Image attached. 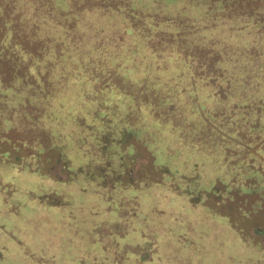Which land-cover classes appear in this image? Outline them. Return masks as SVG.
Listing matches in <instances>:
<instances>
[{
    "label": "rangeland",
    "instance_id": "374dc122",
    "mask_svg": "<svg viewBox=\"0 0 264 264\" xmlns=\"http://www.w3.org/2000/svg\"><path fill=\"white\" fill-rule=\"evenodd\" d=\"M251 53L264 0H0V264H264Z\"/></svg>",
    "mask_w": 264,
    "mask_h": 264
},
{
    "label": "trees",
    "instance_id": "16d2710c",
    "mask_svg": "<svg viewBox=\"0 0 264 264\" xmlns=\"http://www.w3.org/2000/svg\"><path fill=\"white\" fill-rule=\"evenodd\" d=\"M260 9V8H259ZM250 58L245 60V58H243L242 60H238V61H225L226 64L228 65L227 68L223 67V68H219L218 73L216 74V80H214L213 82L215 83H221V93H220V106L225 105L227 101H229L230 98V94L228 93V91H232L233 92V83L234 81L239 80L238 87L235 88L236 92L235 93L237 95V98L240 100L242 99L243 101H247L248 105L250 108H253L255 110V108H262V106H260L262 102L261 98H249L250 95H252V85L256 86V82L255 81L257 78H261V75H264V57H259V58H263V60L261 61H252V53L249 55ZM244 61V62H243ZM220 62V61H217ZM244 64H241V63ZM200 65H196L199 66L203 71L205 69V64L202 62ZM227 69V70H225ZM210 71V69H209ZM260 71V75L258 76V72ZM231 77L230 79H227L229 77ZM215 75H211L210 79L214 78ZM237 78V79H235ZM264 78V77H263ZM261 78V79H263ZM234 79V80H233ZM206 81H209L207 79H205ZM241 84V85H240ZM223 89L226 90L225 92H223ZM248 93V95H247ZM229 94V96H228ZM240 100V101H242ZM251 100H254L255 102H258L257 104H251ZM261 101V102H259ZM232 110H238V109H248L246 107V105H244V103H242L241 105H239V103L234 102L232 104L231 107ZM219 114L222 113V111L224 110L223 107L219 108ZM219 114H214V115H219ZM253 127L257 128L259 127L260 121H255L252 123ZM257 124V125H256ZM262 140H263V147H264V135L262 136Z\"/></svg>",
    "mask_w": 264,
    "mask_h": 264
}]
</instances>
